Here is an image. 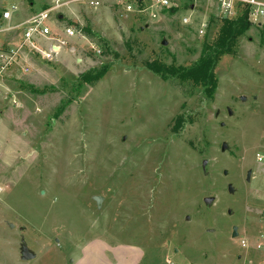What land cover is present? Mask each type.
<instances>
[{
	"label": "rangeland",
	"instance_id": "obj_1",
	"mask_svg": "<svg viewBox=\"0 0 264 264\" xmlns=\"http://www.w3.org/2000/svg\"><path fill=\"white\" fill-rule=\"evenodd\" d=\"M49 2L0 0V15L15 8L14 18L30 7L38 13ZM142 2L147 7L155 0ZM172 3L174 13H139L131 0L128 15L110 3L97 10L69 5L57 26L73 27L79 13L76 32L88 26L111 55L102 56L96 37L87 48L63 50V60L35 57L29 68L18 58L4 69L0 264H243L259 258L240 247V238L257 232L256 213H264V162L255 161L264 151V27L251 25L234 53L218 62L211 99L186 96L145 62L191 64L205 34H216L212 25L200 35L201 21L209 26L219 13L211 0ZM54 23L51 15L46 25L51 30ZM11 43L5 37L0 49L18 47ZM104 67L94 85L80 81ZM94 196L102 198L99 209ZM205 198L213 200L205 204ZM249 204L253 215L244 226ZM23 245L34 259L21 260Z\"/></svg>",
	"mask_w": 264,
	"mask_h": 264
},
{
	"label": "built area",
	"instance_id": "obj_2",
	"mask_svg": "<svg viewBox=\"0 0 264 264\" xmlns=\"http://www.w3.org/2000/svg\"><path fill=\"white\" fill-rule=\"evenodd\" d=\"M139 5V13H146V11L162 10L165 8H171L173 6L172 0H155L149 6L144 7L142 0H135ZM197 1V0H194ZM204 1V0H199ZM214 3L216 10L218 11L217 17L231 18L238 10H245L247 13L248 22L252 26L264 27V1L262 0H211ZM112 4L118 8H122L124 14H130L133 12V6L131 0H50L49 7L36 14L32 15L28 19L21 21L16 24H10L12 20V11H3L1 14V20L4 22V26L0 25V39L4 33H10L13 31L22 32V42L21 44L13 50H9L8 53H0V79L4 69L14 62L15 58L18 56V52L23 47L33 50L35 53L41 55L45 60L52 59L51 51L45 52L44 50L38 48L33 42L37 38H48L51 36V30L46 25V20L52 15L56 16L62 13V9L68 7L69 5H82L90 9H98L105 6L106 4ZM140 3V4H139ZM143 6V7H142ZM192 9L195 7V2L192 1ZM152 18H155V13L151 14ZM183 25L190 24L189 18L182 19ZM208 22L201 21L200 29L198 33L200 35L204 34L208 28ZM78 33H80L78 31ZM76 35V30L74 27H66L63 30V38H73ZM64 39H57L60 45H65ZM95 49V48H92ZM95 51H97L95 49ZM28 72V69L24 70ZM1 95V91H0ZM255 161L258 164H263L264 162V151L255 154ZM259 228L256 233L240 238V247L246 251L255 252L259 258L254 260L245 261L243 264H264V213L258 215ZM241 257L239 256V259Z\"/></svg>",
	"mask_w": 264,
	"mask_h": 264
},
{
	"label": "trees",
	"instance_id": "obj_3",
	"mask_svg": "<svg viewBox=\"0 0 264 264\" xmlns=\"http://www.w3.org/2000/svg\"><path fill=\"white\" fill-rule=\"evenodd\" d=\"M175 11V8H170L169 12ZM212 25L216 28V34L212 37L205 34L198 58L191 64L175 65L161 61H146L145 67L162 81L174 83L186 96L196 93L203 95L205 99H211L217 88L215 68L218 62L223 56L234 53L238 39L251 27L246 11L241 9L231 18L211 17L208 27ZM80 31L89 39L98 37L88 26L81 28ZM96 45L102 46V56L111 55L110 48L102 38H96ZM106 69L104 67L85 72L80 76V81L94 85L106 73Z\"/></svg>",
	"mask_w": 264,
	"mask_h": 264
},
{
	"label": "crops",
	"instance_id": "obj_4",
	"mask_svg": "<svg viewBox=\"0 0 264 264\" xmlns=\"http://www.w3.org/2000/svg\"><path fill=\"white\" fill-rule=\"evenodd\" d=\"M50 5V2L46 5L45 8H43L40 12L46 10ZM77 6H80V5H77ZM114 6V5H113ZM82 7V5L80 6ZM84 7V6H83ZM106 7L103 6V7H100V8H104ZM98 8V9H100ZM30 9V10H29ZM27 11H22L20 12V15L18 14H15L14 18H12V20L10 21V24H16V23H19L21 21H24L26 19H28L29 17H31L32 15H36L40 12H33L32 11V8L30 7ZM83 10H94V9H90V8H81ZM97 10V9H95ZM2 14V13H1ZM79 13L76 14V22L75 24L73 25V27L76 29L78 28L77 25H79ZM61 16V18H59ZM53 19H54V26L53 28L51 29V36L48 37V38H37V39H34L33 42L36 44V46L42 50H44L45 52H49L51 51V55H52V59L51 60H45L41 55L35 53L33 50L29 49V48H25L23 47L22 49L19 50L18 52V56L15 58L14 62L18 59L19 62H22L24 63L27 67H31V66H34L35 63L37 61H35V57L39 58L40 60H43V61H58V60H63V54L61 53L63 50L67 53H71V52H75L76 51V46H78L79 48H87L88 45H91V43L89 42V38L85 37L84 35H82L81 31L80 30H77L76 32V35L75 37L73 38H63V30L64 26L62 27H58L57 24L58 23H62V21H64V14L61 13V14H58L56 16H53ZM14 20V21H13ZM72 21V20H71ZM73 22V21H72ZM4 24V22L1 20V15H0V25ZM6 25V24H4ZM2 25V26H4ZM80 26V25H79ZM69 27V26H68ZM81 29V28H80ZM78 31L80 33H78ZM5 37H7V39L10 40V42H12L9 46H14V45H20L21 42H22V32L21 31H13V32H10V33H4L0 39V47L2 46L1 44V40L2 39H5ZM57 39H64L65 41V45H60L58 42H57ZM38 40H42L40 42L42 43H45L44 46L47 47L46 49L43 47L42 44H39L38 45ZM47 44V46H46ZM42 48H41V47ZM3 51L0 49V53H2ZM26 67V69H28ZM28 72H29V69H28ZM26 72V73H28Z\"/></svg>",
	"mask_w": 264,
	"mask_h": 264
},
{
	"label": "water",
	"instance_id": "obj_5",
	"mask_svg": "<svg viewBox=\"0 0 264 264\" xmlns=\"http://www.w3.org/2000/svg\"><path fill=\"white\" fill-rule=\"evenodd\" d=\"M190 9H192V6H191ZM59 18H61V16ZM162 45L165 46L166 45V41H162ZM242 99H244V98H242ZM220 150H221V152L227 151L228 150L227 144L226 143H222ZM206 164H207V160H203L202 161V167L205 168ZM224 175H226V172L225 171H224ZM249 176H250V173L248 172L247 179H249ZM227 191H228L229 194H232L233 193V188L230 185H228L227 186ZM93 200H94V202L96 204V207L99 209L100 208L101 201H102V198L99 197V196H94L93 197ZM212 200H213L212 198H205L204 199V203L205 204L211 203ZM228 213H230V211ZM10 227H12V226H10ZM235 237H237V230L234 227L233 230H232V238H235ZM34 258H35V255L31 254L28 251L27 247L25 245H23L21 247V260L22 261H28V260H31V259H34Z\"/></svg>",
	"mask_w": 264,
	"mask_h": 264
},
{
	"label": "flooded vegetation",
	"instance_id": "obj_6",
	"mask_svg": "<svg viewBox=\"0 0 264 264\" xmlns=\"http://www.w3.org/2000/svg\"><path fill=\"white\" fill-rule=\"evenodd\" d=\"M257 163V162H256ZM249 173H250V176H249V179H247V182H249L250 181V177H251V171H248ZM248 172H247V174H248ZM254 200H260V201H262V199H261V197H255V198H253ZM250 203H253V201H251ZM252 205H250L249 204V207H248V211L246 212V217H245V219L242 221V223H243V225L245 226L246 225V223L249 221V218L253 215V213H252ZM229 211H227V214L228 215H231V211H230V213H228ZM261 212L260 211H258V213H256V215H257V219H258V215L260 214ZM235 226H232V230H233V228H234ZM236 228V230H237V234H238V228L237 227H235Z\"/></svg>",
	"mask_w": 264,
	"mask_h": 264
}]
</instances>
